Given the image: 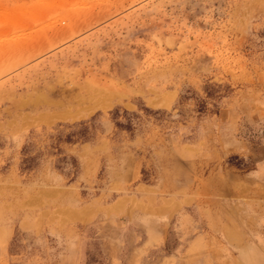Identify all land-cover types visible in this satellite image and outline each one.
Instances as JSON below:
<instances>
[{
  "label": "rangeland",
  "instance_id": "1",
  "mask_svg": "<svg viewBox=\"0 0 264 264\" xmlns=\"http://www.w3.org/2000/svg\"><path fill=\"white\" fill-rule=\"evenodd\" d=\"M196 206L264 264V0H0V264H184Z\"/></svg>",
  "mask_w": 264,
  "mask_h": 264
},
{
  "label": "crops",
  "instance_id": "2",
  "mask_svg": "<svg viewBox=\"0 0 264 264\" xmlns=\"http://www.w3.org/2000/svg\"><path fill=\"white\" fill-rule=\"evenodd\" d=\"M197 208L189 210H182L179 219L181 221L182 229L185 234V242H181L178 247V256L184 259V264H208L213 262V256L210 249L202 247L203 230H200L201 223L205 221V215ZM206 225V222H205Z\"/></svg>",
  "mask_w": 264,
  "mask_h": 264
}]
</instances>
